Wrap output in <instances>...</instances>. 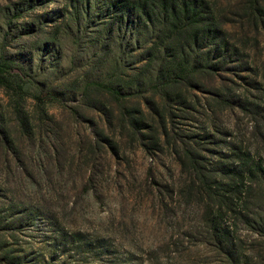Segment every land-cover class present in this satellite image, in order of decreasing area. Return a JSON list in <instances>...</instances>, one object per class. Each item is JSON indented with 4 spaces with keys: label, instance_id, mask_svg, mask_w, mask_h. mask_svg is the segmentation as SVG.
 Here are the masks:
<instances>
[{
    "label": "rangeland",
    "instance_id": "obj_1",
    "mask_svg": "<svg viewBox=\"0 0 264 264\" xmlns=\"http://www.w3.org/2000/svg\"><path fill=\"white\" fill-rule=\"evenodd\" d=\"M118 1L0 0V55L33 81L0 86V264H264V236L198 182L233 144L264 153V0H200L227 69L166 92L135 83L160 44L120 24ZM96 81L137 93L120 102ZM40 90L61 101L38 103ZM220 218L237 263L218 248Z\"/></svg>",
    "mask_w": 264,
    "mask_h": 264
},
{
    "label": "trees",
    "instance_id": "obj_2",
    "mask_svg": "<svg viewBox=\"0 0 264 264\" xmlns=\"http://www.w3.org/2000/svg\"><path fill=\"white\" fill-rule=\"evenodd\" d=\"M126 1L112 2L108 11H123L120 24H124L125 28L138 29L142 34L145 33L150 43L160 44L155 56L151 50L148 52L149 57H154L150 58L153 64L149 65L152 69L148 76L135 82L139 89L146 85L149 89L166 92L171 86L190 83L194 74L204 69L214 72L223 67L227 69L231 53L226 40L222 38L223 30L215 27L214 22L203 19L200 0ZM160 2L161 6H157ZM107 14L105 13L106 16ZM141 37L129 38L130 45L142 46L148 41L144 39L141 42ZM121 47L122 44H119V48ZM212 54L223 59V66L208 63ZM121 67L122 65L115 64L113 69L117 73ZM32 82L24 67L7 59L5 54L0 55L1 87L15 95ZM90 86L97 87L124 103L137 93L122 91L104 81L92 82ZM34 97L40 104L47 100L61 101L60 95L50 90H40ZM231 149L230 164H216L211 170V173L216 172L215 175L208 174L206 168L198 171L201 177L198 182L206 186L205 191H201V187L199 191L207 193L217 203L220 216L230 212L235 216V221L240 220L250 231L264 236V153L260 149L238 144H233ZM188 154V158L195 162L193 152L188 151ZM224 222L222 218L218 222L212 220L219 242L218 248L237 263V255L233 252L235 240L230 236V226H224Z\"/></svg>",
    "mask_w": 264,
    "mask_h": 264
}]
</instances>
